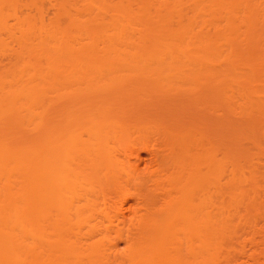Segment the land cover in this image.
Masks as SVG:
<instances>
[{
	"label": "bare ground",
	"instance_id": "1",
	"mask_svg": "<svg viewBox=\"0 0 264 264\" xmlns=\"http://www.w3.org/2000/svg\"><path fill=\"white\" fill-rule=\"evenodd\" d=\"M0 264H264V0H0Z\"/></svg>",
	"mask_w": 264,
	"mask_h": 264
}]
</instances>
